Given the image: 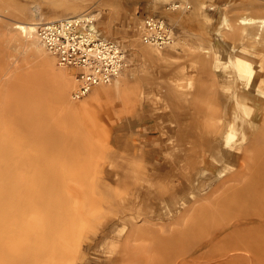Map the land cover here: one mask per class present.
I'll use <instances>...</instances> for the list:
<instances>
[{
  "label": "rangeland",
  "instance_id": "374dc122",
  "mask_svg": "<svg viewBox=\"0 0 264 264\" xmlns=\"http://www.w3.org/2000/svg\"><path fill=\"white\" fill-rule=\"evenodd\" d=\"M23 8L34 24L90 16L129 48L118 77L130 99L95 96L96 87L71 99L74 69L55 58L48 66L50 55L12 36ZM146 15L171 24L169 44L140 41ZM242 16L264 18V0H0V143L16 163L10 173L20 194L38 186L34 166L55 159L65 173L70 235L54 264H264V37L241 36ZM230 53L251 60V90L217 59ZM237 104L251 112L226 144ZM22 130L35 133L24 144Z\"/></svg>",
  "mask_w": 264,
  "mask_h": 264
},
{
  "label": "bare ground",
  "instance_id": "6f19581e",
  "mask_svg": "<svg viewBox=\"0 0 264 264\" xmlns=\"http://www.w3.org/2000/svg\"><path fill=\"white\" fill-rule=\"evenodd\" d=\"M24 8L21 9L20 13H18L20 22H15L16 24L14 27L16 31L12 36H15L18 41H20V39H24L26 41V45L34 54H36V56L41 55L42 57L45 55L46 57L47 55H50L53 59L46 57L45 60L48 66L54 68V57L46 50L43 43L40 41L35 29L36 24H34V21H28V12L25 10L26 8ZM34 15L36 16L37 14ZM56 18L57 17L52 16L46 20L51 21ZM228 23L229 22L226 23L228 28H232V26ZM239 23L241 24V31L239 30L241 32V36H245L247 38L251 37L255 41H259L264 37V18L242 16L239 18ZM22 42L23 41L21 40L20 43ZM217 59L221 61V64H223L225 67H230L232 70H234L236 76L240 79V81H244L247 87L250 86V83L255 78V72L253 64L249 58L243 55L230 53L227 59ZM263 62L264 60L261 63ZM262 66H264V64H262ZM58 75L60 80H57L59 82L56 83L57 85L55 94L58 100L64 102L66 101V85L65 81L61 79L62 74L60 73ZM108 84L109 85L107 86L104 84L94 86L96 87L95 96H113L116 98H121L123 102L130 99L132 87L129 86L127 80H125L123 76L116 78L114 81ZM248 89L251 90V86ZM201 96L205 97L204 95ZM232 102L234 104V101ZM233 106L234 105L231 107ZM250 108L251 106L247 104H237L232 109L233 117L230 121L231 127L226 135V144H229L233 139L234 133L237 130L236 125L239 124L238 122H243L245 118L248 117L249 112H251ZM15 121L18 122V120ZM21 122L24 126L28 125L26 121L21 120ZM17 128L18 127H16L15 133L19 130H17ZM8 129L9 128L6 127V130ZM30 130L35 132L33 129ZM32 131L31 133L25 131L26 133L23 134V137L21 136L23 144L30 140L31 135L37 133H32ZM257 135L258 134H256V136ZM71 146L74 145L70 143L68 149H70ZM50 147H52V145ZM45 148L50 149L49 146ZM44 151L47 150L44 149ZM10 153L11 152L9 151L8 144L3 145L0 143V264H54L56 260L58 261V257L61 255L63 247L65 246V241L67 240L68 235H70V232H68L70 231L68 224L69 212L67 208H65L64 211L67 199L63 192V180L65 179V173H63L64 171L61 172L64 170L61 169L63 166L59 168V164H57L55 159L51 162H48L47 164H44V166H34L32 175L28 176L33 178L35 183H38V186L35 188L34 185V187L32 186L31 188L30 186L27 187L26 185V191L23 194H20L21 190H18L20 180L14 177L13 173H10L11 169L13 168L12 166L16 165L14 159L9 157ZM27 188L28 190L31 188V192L29 194L27 192ZM215 190L217 189H214V191ZM208 194L210 195V193ZM196 202L197 201L189 206L187 214H192L194 212L193 210L197 205ZM201 202L202 201L199 203ZM198 207H196V209ZM185 213H180L177 219H175L176 221L174 220V224L177 225L183 222V220H186L188 216ZM172 224H170L171 228L173 227ZM137 231L138 229L135 227L132 228L130 232H128L130 240L135 238Z\"/></svg>",
  "mask_w": 264,
  "mask_h": 264
},
{
  "label": "built area",
  "instance_id": "2783aa9c",
  "mask_svg": "<svg viewBox=\"0 0 264 264\" xmlns=\"http://www.w3.org/2000/svg\"><path fill=\"white\" fill-rule=\"evenodd\" d=\"M35 29L57 65L74 69L71 99L84 97L96 85L111 83L131 64L130 49L118 39L103 36L90 16L44 20ZM138 33L140 41L150 46L173 40L171 24L157 15H146Z\"/></svg>",
  "mask_w": 264,
  "mask_h": 264
}]
</instances>
